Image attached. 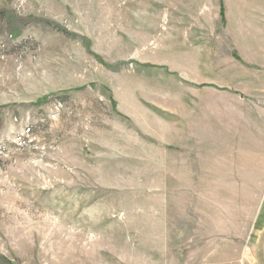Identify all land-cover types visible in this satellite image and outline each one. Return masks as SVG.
I'll return each instance as SVG.
<instances>
[{
	"label": "rangeland",
	"instance_id": "obj_1",
	"mask_svg": "<svg viewBox=\"0 0 264 264\" xmlns=\"http://www.w3.org/2000/svg\"><path fill=\"white\" fill-rule=\"evenodd\" d=\"M217 5L0 0V264L258 262L264 92Z\"/></svg>",
	"mask_w": 264,
	"mask_h": 264
},
{
	"label": "crops",
	"instance_id": "obj_2",
	"mask_svg": "<svg viewBox=\"0 0 264 264\" xmlns=\"http://www.w3.org/2000/svg\"><path fill=\"white\" fill-rule=\"evenodd\" d=\"M236 2V3H235ZM220 10L217 0H209V31L216 32L220 26ZM224 32L239 48V55L246 67L238 71L239 91L244 94L264 92V0L248 3L231 0L224 10ZM242 47H246V53ZM243 85V86H242ZM254 231L251 250L258 246L257 263L264 264V219ZM256 252V251H255Z\"/></svg>",
	"mask_w": 264,
	"mask_h": 264
},
{
	"label": "trees",
	"instance_id": "obj_3",
	"mask_svg": "<svg viewBox=\"0 0 264 264\" xmlns=\"http://www.w3.org/2000/svg\"><path fill=\"white\" fill-rule=\"evenodd\" d=\"M221 14H223L222 4H221ZM7 19L11 23V25H9V27L7 29L10 38H13V37L17 36V33H16L17 26H16V24H18V23H27V22H32V21H36L37 20V19H34V18H18L15 15H12V14H10L7 17ZM45 100H46V97H44L43 99L38 100L37 104L45 102Z\"/></svg>",
	"mask_w": 264,
	"mask_h": 264
}]
</instances>
